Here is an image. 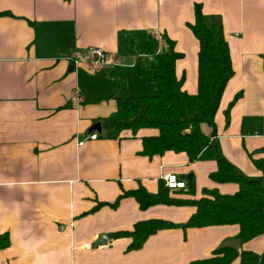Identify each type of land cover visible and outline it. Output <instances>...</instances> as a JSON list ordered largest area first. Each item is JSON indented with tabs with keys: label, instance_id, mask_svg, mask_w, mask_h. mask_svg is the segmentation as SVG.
<instances>
[{
	"label": "crops",
	"instance_id": "0c3cea01",
	"mask_svg": "<svg viewBox=\"0 0 264 264\" xmlns=\"http://www.w3.org/2000/svg\"><path fill=\"white\" fill-rule=\"evenodd\" d=\"M196 4L223 25L235 71L212 141L245 177L264 181L254 163L264 159V0H0V233L10 239L0 264H189L223 245L264 251V234L240 243L237 224L159 230L133 251L130 238H114L141 221L183 223L196 212L191 205L142 209L134 197L113 206L126 191L158 193L164 174L195 182L194 194L177 189L174 197L240 189L211 179L214 159L144 155L143 138L154 129L112 138L105 127L124 81L131 95L152 88L139 62L151 37L158 52L167 47L162 35L174 40L182 54L176 75L185 91L198 92L200 43L190 27ZM95 46L108 52L109 66L72 65L70 55ZM97 122L101 132L91 129Z\"/></svg>",
	"mask_w": 264,
	"mask_h": 264
},
{
	"label": "trees",
	"instance_id": "16d2710c",
	"mask_svg": "<svg viewBox=\"0 0 264 264\" xmlns=\"http://www.w3.org/2000/svg\"><path fill=\"white\" fill-rule=\"evenodd\" d=\"M190 27L200 43L198 52V92L191 94L183 89L184 79L176 75V62L182 54L175 42L162 35L167 47L158 52L156 39L151 37L145 54L139 58L143 75L151 80L153 94L131 95L125 81L117 92L118 110L104 119L108 136L117 138L123 130L137 133L148 128L157 134L143 138L142 153L147 156L166 151L186 152L191 161L214 159L218 169L211 179L218 183H236L240 186L234 194H221L215 189H204L200 199L174 197L173 191L160 185L159 192L152 194L144 188L124 192L113 206L124 197H134L142 209L157 204L191 205L196 212L183 223L163 219L138 222L132 230H122L114 238L131 239L129 251L143 247L147 239L163 229L201 228L206 226H240L237 239L248 242L264 234V181L247 178L221 154L212 141L216 135V114L228 82L234 76L229 43L223 25L213 16L203 13L201 4L195 6V22ZM239 98L237 95L231 106ZM207 130V131H206ZM264 173V159L254 160ZM187 194L195 193L193 179L187 183ZM186 188V189H187ZM184 190V189H182ZM8 234L0 233V249L9 245ZM264 264V251L240 250L223 245L213 255L189 264Z\"/></svg>",
	"mask_w": 264,
	"mask_h": 264
},
{
	"label": "built area",
	"instance_id": "2783aa9c",
	"mask_svg": "<svg viewBox=\"0 0 264 264\" xmlns=\"http://www.w3.org/2000/svg\"><path fill=\"white\" fill-rule=\"evenodd\" d=\"M69 60L75 68L86 67L101 70L111 64L110 56L108 52L99 46L90 47L81 54H72L69 56ZM72 101L76 104L82 101L81 94L76 92L72 97ZM91 139L98 138V134L94 133L89 136ZM84 142H80L83 144ZM165 186L171 190L186 189L187 182L178 178L176 174L167 173L163 176ZM84 248H91L90 243L84 244Z\"/></svg>",
	"mask_w": 264,
	"mask_h": 264
},
{
	"label": "water",
	"instance_id": "95a60500",
	"mask_svg": "<svg viewBox=\"0 0 264 264\" xmlns=\"http://www.w3.org/2000/svg\"><path fill=\"white\" fill-rule=\"evenodd\" d=\"M91 129H92V130H98L99 132H101V130H102V124H101V122H97V123H95V124L92 126ZM105 241H107V238H106L105 236H103L102 238H100V239L97 241L96 245H97L98 243H103V242H105Z\"/></svg>",
	"mask_w": 264,
	"mask_h": 264
},
{
	"label": "rangeland",
	"instance_id": "374dc122",
	"mask_svg": "<svg viewBox=\"0 0 264 264\" xmlns=\"http://www.w3.org/2000/svg\"><path fill=\"white\" fill-rule=\"evenodd\" d=\"M144 91H146L147 93H141V94H144V95H151V94H153V90H152V88L150 86H148L146 88V90H144ZM139 94H137V95H139ZM134 95H136V94H134Z\"/></svg>",
	"mask_w": 264,
	"mask_h": 264
}]
</instances>
